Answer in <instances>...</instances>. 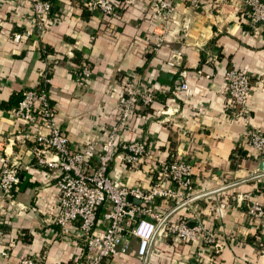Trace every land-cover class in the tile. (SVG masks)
Instances as JSON below:
<instances>
[{"label": "crops", "instance_id": "crops-1", "mask_svg": "<svg viewBox=\"0 0 264 264\" xmlns=\"http://www.w3.org/2000/svg\"><path fill=\"white\" fill-rule=\"evenodd\" d=\"M49 1L51 12L38 33L32 0H0V169L16 160L21 175L11 195L0 190V264H20L23 257L38 264L84 261L78 223L63 231L49 214L58 193L54 174L38 163L31 140L15 139L27 125L15 117L16 104L4 105L40 86L48 64V97L72 148L106 136L117 122L123 88L137 83L153 92V103L136 104L123 129L126 140L149 141L152 153L136 170L110 166L111 177L148 189L152 166L174 158L192 164L191 198H197L179 207L172 199L154 202L155 213L169 216L146 255L137 254L133 237L126 253L102 264H264V215L247 212L252 201L264 208V157L247 144L250 131L264 133V23L249 27L244 0H201L197 7L173 0L168 21L156 15L155 0H112L115 17L92 11L87 0ZM26 29L30 36L13 39ZM160 31L164 42L154 49ZM175 51L183 56L170 66L165 57ZM83 62L92 73L87 85L76 79ZM232 68L250 76L247 120L227 106L223 74ZM181 218L201 226L202 235L212 233L215 242L169 233L167 226ZM102 219L100 211L96 232L106 225Z\"/></svg>", "mask_w": 264, "mask_h": 264}, {"label": "built area", "instance_id": "built-area-1", "mask_svg": "<svg viewBox=\"0 0 264 264\" xmlns=\"http://www.w3.org/2000/svg\"><path fill=\"white\" fill-rule=\"evenodd\" d=\"M186 1L193 7L201 3V0ZM86 4L92 11L103 15H118V8L112 0H87ZM243 6L250 28L256 29L264 23V0H244ZM51 8L49 0H32L36 32H43ZM155 9L158 18L168 21L175 11L173 0H155ZM32 32V29H26L15 33L13 39L17 41L23 36H30ZM154 36V49H158L165 35L160 31L155 32ZM182 56L181 51L171 52L166 55L165 61L174 66ZM49 69L48 64L42 77L45 84L50 81L46 76ZM91 74L90 66L83 62L76 79L80 84L87 85ZM223 79L227 106L236 110L237 117L247 120L250 117L248 99L252 90L249 74L232 68L224 72ZM180 88L187 90L188 86L182 83ZM153 101V92L147 86L132 83L123 88L117 97V122L110 127L106 136L72 148L68 135L55 121L48 89L38 86L21 92V99L13 112L16 118L27 125V130L16 135L15 139L21 143L31 140L38 163L48 167L54 174L58 193L49 206V214L63 231H67L73 223H78L85 245L84 261L80 264H102L106 258L126 253L133 237L138 241L137 254L145 256L152 237L165 222L164 216L153 210L154 202L157 199H172L174 206H179L192 197V164L182 158L152 166L149 174L153 182L148 189L127 186L109 174L112 165L136 170L150 157V142L145 139L126 140L123 138V129L128 125L136 104L149 107ZM247 144L264 157L263 132L250 131ZM20 181L18 161L7 163L0 169L2 193L11 195ZM130 197L139 202L131 201ZM242 198H248V194L242 195ZM100 211L106 225L101 232H96ZM247 212L253 216H262L264 208L260 203L252 201L247 204ZM167 231L182 240H194L202 235L201 226H189L184 218L169 224ZM202 237L207 243L215 242L212 233L206 232ZM2 255L7 256L6 252H2ZM20 264L38 263L33 257H23Z\"/></svg>", "mask_w": 264, "mask_h": 264}, {"label": "trees", "instance_id": "trees-1", "mask_svg": "<svg viewBox=\"0 0 264 264\" xmlns=\"http://www.w3.org/2000/svg\"><path fill=\"white\" fill-rule=\"evenodd\" d=\"M46 76L48 77V78H50L51 77V69H49V71L47 72V74H46ZM48 86H49V84H45V83H41L40 84V88H45V89H48ZM20 99H21V93L17 96V98H16V100L13 102V101H8V104H5L4 103V105H5V107H9V106H11L12 104H16V106H17V104H18V102L20 101ZM51 102V101H50Z\"/></svg>", "mask_w": 264, "mask_h": 264}, {"label": "water", "instance_id": "water-1", "mask_svg": "<svg viewBox=\"0 0 264 264\" xmlns=\"http://www.w3.org/2000/svg\"><path fill=\"white\" fill-rule=\"evenodd\" d=\"M259 169L262 170V171H264V162H261V164L259 165ZM196 198H197V197L191 198V199H189V201H192L193 199H196ZM189 201H188V202H189ZM185 203H187V202H183V203L180 204L179 206H182V205H184ZM179 206H177V207H179ZM177 207H176V208H177ZM168 216H169V215H167V216L164 217V221L167 219ZM194 225H196L195 222H191V223H189V226H194Z\"/></svg>", "mask_w": 264, "mask_h": 264}]
</instances>
